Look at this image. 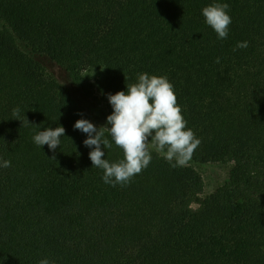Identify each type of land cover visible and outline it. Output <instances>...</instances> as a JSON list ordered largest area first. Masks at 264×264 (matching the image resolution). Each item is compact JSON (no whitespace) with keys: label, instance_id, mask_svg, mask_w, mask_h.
<instances>
[{"label":"trees","instance_id":"obj_1","mask_svg":"<svg viewBox=\"0 0 264 264\" xmlns=\"http://www.w3.org/2000/svg\"><path fill=\"white\" fill-rule=\"evenodd\" d=\"M212 3L229 5L227 39L202 16ZM140 73L174 86L201 141L191 161L231 163L204 198L192 167L155 151L124 187L92 167L74 123L101 127L88 106L110 115L107 95ZM57 126L54 152L33 142ZM2 160L0 264H264V0H0Z\"/></svg>","mask_w":264,"mask_h":264},{"label":"clouds","instance_id":"obj_2","mask_svg":"<svg viewBox=\"0 0 264 264\" xmlns=\"http://www.w3.org/2000/svg\"><path fill=\"white\" fill-rule=\"evenodd\" d=\"M205 23L211 27L218 39H227L232 23L227 3H212L202 10ZM248 42H238L236 48H247ZM235 50V49H234ZM219 63V58L216 60ZM107 100L112 113L106 117V125L97 128L86 119L77 120L73 128L87 135L85 147L92 149L89 159L92 167L103 170V183L116 187L127 186L132 179L148 167L152 151L165 159L172 167L186 166L200 145L192 129L182 115L177 103L174 86L167 76L140 73L137 82L128 84L126 91L108 94ZM12 114L20 121L19 107ZM25 123L30 124L25 115ZM31 125V124H30ZM65 129L39 130L33 142L40 148L47 145L55 151L64 137ZM107 134V135H106ZM113 143L123 154V158L110 162L104 159V149H111ZM52 159L55 160V157ZM0 167H11V162L2 160ZM39 264H55L48 258Z\"/></svg>","mask_w":264,"mask_h":264},{"label":"rangeland","instance_id":"obj_3","mask_svg":"<svg viewBox=\"0 0 264 264\" xmlns=\"http://www.w3.org/2000/svg\"><path fill=\"white\" fill-rule=\"evenodd\" d=\"M26 52L27 49L23 48ZM44 64V71L46 73L54 74L55 76L62 78L63 74L59 72L58 68L53 66L50 62L46 61V58H39ZM103 105L100 109L95 110L93 106H88L89 113L93 122L105 126L106 125V115L103 112ZM186 166L192 167L201 177L203 182V191L200 198L211 194L215 189L224 184L228 179L229 172L231 170V163L222 164V163H207L200 164L193 161H189ZM193 208H196L197 205H193Z\"/></svg>","mask_w":264,"mask_h":264}]
</instances>
